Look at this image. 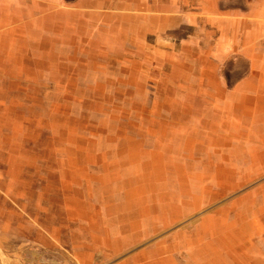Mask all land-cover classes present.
Here are the masks:
<instances>
[{"label":"rangeland","instance_id":"obj_1","mask_svg":"<svg viewBox=\"0 0 264 264\" xmlns=\"http://www.w3.org/2000/svg\"><path fill=\"white\" fill-rule=\"evenodd\" d=\"M0 264H264V0H0Z\"/></svg>","mask_w":264,"mask_h":264}]
</instances>
